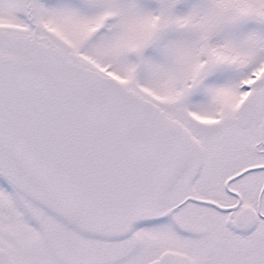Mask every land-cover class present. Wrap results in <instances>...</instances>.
<instances>
[{
  "label": "snow or ice",
  "instance_id": "obj_1",
  "mask_svg": "<svg viewBox=\"0 0 264 264\" xmlns=\"http://www.w3.org/2000/svg\"><path fill=\"white\" fill-rule=\"evenodd\" d=\"M0 264H264V0H0Z\"/></svg>",
  "mask_w": 264,
  "mask_h": 264
}]
</instances>
